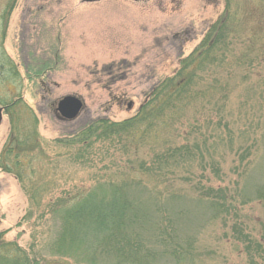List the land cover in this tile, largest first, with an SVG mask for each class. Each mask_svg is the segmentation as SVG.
<instances>
[{
    "label": "rangeland",
    "instance_id": "374dc122",
    "mask_svg": "<svg viewBox=\"0 0 264 264\" xmlns=\"http://www.w3.org/2000/svg\"><path fill=\"white\" fill-rule=\"evenodd\" d=\"M222 17L232 30L223 65L207 72L198 88L215 77L226 90H211L186 114L198 129V186L173 187L202 198L177 202L195 238L196 264H264V0H0V107L15 103L0 125V164L13 148L5 160L10 172L0 169L2 253L16 243L41 261L64 264L45 248L55 230L50 207L128 171L123 158L105 167L102 151L93 164H74L72 150L53 141L95 119L133 116L145 94L171 77L179 59ZM67 95L84 103L70 122L53 112ZM221 95L227 97L222 117ZM187 128L181 133L191 132ZM143 181L146 190L163 189ZM208 189L222 193L215 199L221 206L208 208Z\"/></svg>",
    "mask_w": 264,
    "mask_h": 264
},
{
    "label": "trees",
    "instance_id": "16d2710c",
    "mask_svg": "<svg viewBox=\"0 0 264 264\" xmlns=\"http://www.w3.org/2000/svg\"><path fill=\"white\" fill-rule=\"evenodd\" d=\"M227 20L222 17L208 27L191 52L179 59L173 75L145 94L133 116L118 122L95 119L53 141L59 148L72 150L69 160L74 164H93L102 151L104 159L100 162L107 161L105 167L120 164L123 158L128 172L117 173V178H101L95 188L80 192L70 201L67 196L55 201L50 207L55 230L45 245L49 255L64 259V264L197 263L195 238L184 224V209L177 202L198 204L202 198L195 193L194 197L183 195L173 185L182 182L198 186L193 172L201 156L198 129L195 117L190 120L186 114L198 100L210 96L211 90H226L223 80L215 77L205 89L198 86L206 82L207 72L223 65L232 34ZM46 67L43 64L41 68ZM226 98L221 95L216 103L218 116H223ZM12 105L15 103L5 110ZM184 124L191 132L181 133ZM142 148L148 150L141 158L138 153ZM12 152L11 147L0 164L5 173L10 172L5 160ZM143 179L163 185V189L146 190ZM208 190L203 197L209 202L208 208L221 206L215 199L224 198L222 193ZM141 195H148V199H139ZM11 245L13 251H0V264H48L16 243Z\"/></svg>",
    "mask_w": 264,
    "mask_h": 264
},
{
    "label": "water",
    "instance_id": "95a60500",
    "mask_svg": "<svg viewBox=\"0 0 264 264\" xmlns=\"http://www.w3.org/2000/svg\"><path fill=\"white\" fill-rule=\"evenodd\" d=\"M82 3H97L101 0H79ZM130 2H142V1H150V0H126ZM132 103L127 104V110L131 108ZM84 107L83 101L73 95L63 96L58 99L54 104V113L55 117L60 121H73L78 115L81 113ZM2 121V108H0V124Z\"/></svg>",
    "mask_w": 264,
    "mask_h": 264
}]
</instances>
